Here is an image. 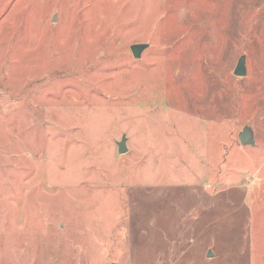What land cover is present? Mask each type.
<instances>
[{
	"label": "rangeland",
	"instance_id": "374dc122",
	"mask_svg": "<svg viewBox=\"0 0 264 264\" xmlns=\"http://www.w3.org/2000/svg\"><path fill=\"white\" fill-rule=\"evenodd\" d=\"M0 264H264V0H0Z\"/></svg>",
	"mask_w": 264,
	"mask_h": 264
},
{
	"label": "water",
	"instance_id": "95a60500",
	"mask_svg": "<svg viewBox=\"0 0 264 264\" xmlns=\"http://www.w3.org/2000/svg\"><path fill=\"white\" fill-rule=\"evenodd\" d=\"M147 48L146 44H133L130 47L131 53L134 58H139L142 52ZM233 74L238 77H242L246 75V67H245V55H241L237 61V64L233 70ZM238 140L242 146H254V132L249 126H244L241 131L238 133ZM126 137L122 136L121 140L117 142L118 152L119 154H124L127 152L126 148ZM212 256L211 252H208V257Z\"/></svg>",
	"mask_w": 264,
	"mask_h": 264
},
{
	"label": "crops",
	"instance_id": "0c3cea01",
	"mask_svg": "<svg viewBox=\"0 0 264 264\" xmlns=\"http://www.w3.org/2000/svg\"><path fill=\"white\" fill-rule=\"evenodd\" d=\"M245 55V54H244ZM236 64H237V62H236ZM245 64H246V55H245ZM235 68V67H234ZM234 70V69H233ZM232 73H233V71H232ZM235 77V76H234ZM208 102H210V104L208 105V106H210L211 104H216V103H214L211 99H209V101ZM234 108H233V105L231 104V109H229V113L230 112H232V114H231V116L233 115V110ZM215 115V114H214ZM226 116H222V115H220V116H216V117H212V119H210V120H208L207 122H206V124L209 126V125H211V124H213L214 126L215 125H221V124H223V118H225ZM214 123H217V124H214ZM198 125H200V124H198ZM206 128H208V127H206ZM241 131V130H240ZM239 131V132H240ZM238 132V133H239ZM254 132V131H253ZM238 135V134H237ZM255 138V137H254Z\"/></svg>",
	"mask_w": 264,
	"mask_h": 264
}]
</instances>
